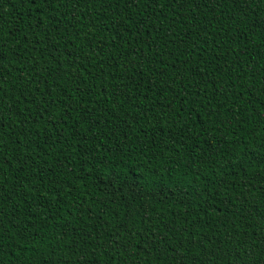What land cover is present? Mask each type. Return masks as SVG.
<instances>
[{
  "label": "trees",
  "instance_id": "16d2710c",
  "mask_svg": "<svg viewBox=\"0 0 264 264\" xmlns=\"http://www.w3.org/2000/svg\"><path fill=\"white\" fill-rule=\"evenodd\" d=\"M0 264H264V0H0Z\"/></svg>",
  "mask_w": 264,
  "mask_h": 264
},
{
  "label": "snow or ice",
  "instance_id": "6c2138e0",
  "mask_svg": "<svg viewBox=\"0 0 264 264\" xmlns=\"http://www.w3.org/2000/svg\"><path fill=\"white\" fill-rule=\"evenodd\" d=\"M33 2H35V0H33Z\"/></svg>",
  "mask_w": 264,
  "mask_h": 264
}]
</instances>
